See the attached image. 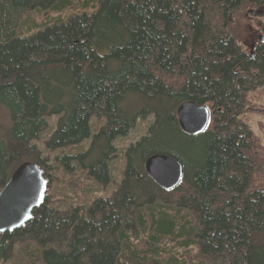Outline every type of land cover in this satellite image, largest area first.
Listing matches in <instances>:
<instances>
[{
    "label": "trees",
    "instance_id": "16d2710c",
    "mask_svg": "<svg viewBox=\"0 0 264 264\" xmlns=\"http://www.w3.org/2000/svg\"><path fill=\"white\" fill-rule=\"evenodd\" d=\"M244 3L263 20L251 53L228 30ZM262 86L264 0H0V189L26 160L53 181L35 143L50 115L46 148L102 185L116 139L151 118L114 192L65 208L46 193L0 233V264H264V119L246 117ZM188 99L210 107L197 135L177 119ZM156 152L183 164L172 191L144 171Z\"/></svg>",
    "mask_w": 264,
    "mask_h": 264
},
{
    "label": "rangeland",
    "instance_id": "374dc122",
    "mask_svg": "<svg viewBox=\"0 0 264 264\" xmlns=\"http://www.w3.org/2000/svg\"><path fill=\"white\" fill-rule=\"evenodd\" d=\"M73 11H76V8L70 5L69 8L61 14L65 15ZM257 11V8L250 6L248 3H244L242 8L236 11L233 21L228 26V30L235 35L236 39L249 53L255 51V47L258 41H260L262 34L261 26L263 20L261 16L257 15ZM46 15L47 12L45 10H42L40 14L36 15L38 22H41ZM251 98H253V100L250 101L249 107L253 110V114L248 113L246 117L254 124L256 118L264 119V86L252 92ZM4 111L5 110L0 107V132L3 130L6 123ZM57 118L58 115L48 116V126L40 133L35 143L43 151L44 155L49 157L50 168L53 173V181H51L47 189L48 197L54 205H60L63 208L70 203L81 206L83 202L91 198L103 197L114 192L123 176V168L125 167V157L123 155L125 149L147 133L148 123L151 120V118L146 120L139 119L136 126L132 128L126 136L116 139L117 154L112 162H110V182L106 183V185H102L88 177L85 172L77 169L79 166L75 165V162H72L75 170L71 172L66 171L62 164L58 163V160H56L57 155L60 156L67 151H69V153H76L71 147L55 150L46 148L45 141L54 129ZM262 133L264 138V127L262 128ZM84 144L85 141L79 145L84 146ZM253 178L255 184L264 188V157L259 163V169L254 173Z\"/></svg>",
    "mask_w": 264,
    "mask_h": 264
},
{
    "label": "water",
    "instance_id": "95a60500",
    "mask_svg": "<svg viewBox=\"0 0 264 264\" xmlns=\"http://www.w3.org/2000/svg\"><path fill=\"white\" fill-rule=\"evenodd\" d=\"M210 109L192 99L185 100L177 108L181 129L197 135L205 130ZM146 174L161 186H176L182 179V162L166 153H153L143 163ZM48 189L47 178L37 163L22 162L0 189V230L21 226L40 206Z\"/></svg>",
    "mask_w": 264,
    "mask_h": 264
},
{
    "label": "bare ground",
    "instance_id": "6f19581e",
    "mask_svg": "<svg viewBox=\"0 0 264 264\" xmlns=\"http://www.w3.org/2000/svg\"><path fill=\"white\" fill-rule=\"evenodd\" d=\"M263 37L261 36L260 37V39H262ZM184 102V101H183ZM205 105H207L208 106V104H205ZM209 107V106H208ZM209 109H210V107H209ZM176 115H177V110H176ZM178 119V118H177ZM209 120H210V117H209ZM209 123V122H208ZM207 128V127H206ZM205 128V129H206ZM187 133V132H186ZM202 133V132H201ZM156 153H160V152H156ZM151 155V154H150ZM170 155V154H169ZM172 156V155H171ZM148 157V156H147ZM146 157V158H147ZM175 157V156H174ZM145 158V159H146ZM144 159V160H145ZM178 159V158H177ZM26 161H30V160H26ZM33 162V161H32ZM35 163V162H34ZM143 163H144V161H143ZM18 167V166H17ZM16 167V168H17ZM143 168H144V166H143ZM15 170V169H14ZM145 171V170H144ZM146 173V172H145ZM183 177V176H182ZM152 179V178H151ZM156 184H158L161 188H163V189H165V190H169V189H172V188H174L175 186H173V187H170V188H165V187H163V186H161L157 181H155L154 179H152ZM48 182V181H47ZM178 185V184H177ZM176 185V186H177ZM32 217V216H31ZM31 217H30V219H31ZM30 219H28L26 222H28ZM26 222H24L21 226H19V227H15V228H13L12 230H10V229H5V230H0V233H2V232H5V231H13V230H15V229H18V228H21Z\"/></svg>",
    "mask_w": 264,
    "mask_h": 264
}]
</instances>
